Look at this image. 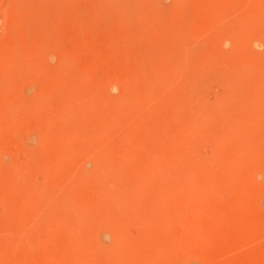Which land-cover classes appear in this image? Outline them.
I'll list each match as a JSON object with an SVG mask.
<instances>
[{"label":"rangeland","instance_id":"rangeland-1","mask_svg":"<svg viewBox=\"0 0 264 264\" xmlns=\"http://www.w3.org/2000/svg\"><path fill=\"white\" fill-rule=\"evenodd\" d=\"M0 264H264V0H0Z\"/></svg>","mask_w":264,"mask_h":264}]
</instances>
